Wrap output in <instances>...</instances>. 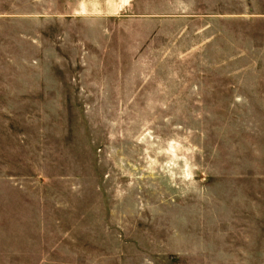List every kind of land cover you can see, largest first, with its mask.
Here are the masks:
<instances>
[{"label":"rangeland","instance_id":"rangeland-1","mask_svg":"<svg viewBox=\"0 0 264 264\" xmlns=\"http://www.w3.org/2000/svg\"><path fill=\"white\" fill-rule=\"evenodd\" d=\"M75 1L17 0L34 10L17 38L34 93L0 101V154L17 132L19 178H48L43 225L20 193L18 216L49 233V263L264 264V0H130L164 53L160 80L122 95L79 72L90 33L58 30Z\"/></svg>","mask_w":264,"mask_h":264},{"label":"crops","instance_id":"crops-1","mask_svg":"<svg viewBox=\"0 0 264 264\" xmlns=\"http://www.w3.org/2000/svg\"><path fill=\"white\" fill-rule=\"evenodd\" d=\"M129 3L130 0H76L62 15L64 28L58 29L90 33L89 36L73 42V47L80 53L75 64L80 65L79 72L84 74L83 78L110 81L111 83L107 84L111 89L107 94L110 95L131 94L126 89L149 87L151 82L159 77L155 75L154 65L162 63L160 55L164 51L159 46L161 40L158 37L165 29L162 25L147 24L145 13L130 14ZM46 14L42 15L49 18V13ZM33 16L34 10L31 8L21 9L19 12L17 0H8L7 7H3L0 0V64L2 61L14 65L13 70L0 72L1 82L10 81L8 87L4 85L3 88L0 84V101L4 96H28L34 93L29 90L30 87L31 90L34 89L31 84L35 79L33 57L25 51V57H22L21 61L17 59L18 32L33 30L32 23H28L33 22ZM2 30L9 32V44L4 51L1 50ZM45 30H49V27ZM150 33H154L153 38H150ZM24 37L26 44L33 45L31 37ZM18 65H21L20 70H17ZM42 75L38 78L44 81V73ZM17 81H21L20 86L23 89L16 86ZM161 87L160 83L159 88ZM21 89L22 93L19 92ZM40 89L41 94H44L43 83ZM47 92L45 91V94H48ZM3 110L12 108L0 103V111ZM16 136L17 132L16 135L13 133L15 147L10 146L8 159L0 154V264H50L49 233L28 229V225L33 224V216L23 215L21 221L18 216L20 193L25 197V203H41L38 206L41 207L43 225L44 201L48 200L49 194L48 178H44V175L41 179L39 176L19 178L16 169ZM28 207L33 210V205L25 204L24 208ZM19 222L25 224L24 231L18 230Z\"/></svg>","mask_w":264,"mask_h":264}]
</instances>
